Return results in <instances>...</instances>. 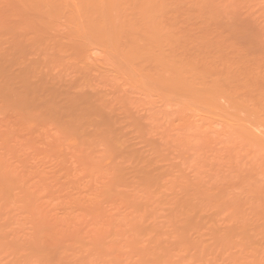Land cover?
<instances>
[{
  "label": "rangeland",
  "instance_id": "rangeland-1",
  "mask_svg": "<svg viewBox=\"0 0 264 264\" xmlns=\"http://www.w3.org/2000/svg\"><path fill=\"white\" fill-rule=\"evenodd\" d=\"M0 264H264V0H0Z\"/></svg>",
  "mask_w": 264,
  "mask_h": 264
},
{
  "label": "bare ground",
  "instance_id": "bare-ground-1",
  "mask_svg": "<svg viewBox=\"0 0 264 264\" xmlns=\"http://www.w3.org/2000/svg\"><path fill=\"white\" fill-rule=\"evenodd\" d=\"M260 135V134H259Z\"/></svg>",
  "mask_w": 264,
  "mask_h": 264
}]
</instances>
